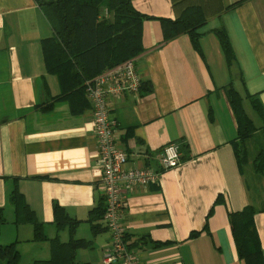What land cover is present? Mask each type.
<instances>
[{"label":"crops","instance_id":"1","mask_svg":"<svg viewBox=\"0 0 264 264\" xmlns=\"http://www.w3.org/2000/svg\"><path fill=\"white\" fill-rule=\"evenodd\" d=\"M131 1L143 14L170 19L185 4H202L207 21L198 29V51L188 34L165 40L160 20H145L144 51L136 63L142 84L151 91L113 101L111 116L119 124L127 166L160 173L157 183L123 194L127 245L141 264H245L229 214L250 203L263 208L264 191L255 184L251 144L247 163L238 162L237 122L226 88L232 84L244 101L250 103L249 94L264 107V0H244L230 9L239 0H186L178 5L180 12L174 3L182 0ZM216 28H223L231 42V66L213 33ZM53 33L36 0H0V207L5 217L0 226H12L8 241L0 243L17 242L20 264L50 258V240L31 241L32 226L14 223L9 193L17 185L49 239L57 235V203L81 220L75 238L89 241L76 260L104 264L111 233L104 229L95 235L87 221L103 195L91 104L74 113L67 99L53 101L61 88L56 75L47 72L43 52V41ZM51 102L54 107L43 111ZM171 142L180 145L181 159L163 170L159 152ZM246 165H251L253 192ZM100 223L106 226L105 217ZM255 225L264 258V213L255 216ZM192 232L200 233L190 237ZM59 235L62 242L69 239L66 229Z\"/></svg>","mask_w":264,"mask_h":264},{"label":"trees","instance_id":"2","mask_svg":"<svg viewBox=\"0 0 264 264\" xmlns=\"http://www.w3.org/2000/svg\"><path fill=\"white\" fill-rule=\"evenodd\" d=\"M44 11L53 28V36L43 41L45 65L48 73L56 75L61 95L53 99L65 98L70 109L77 113L90 105L85 95V82L92 79L105 68L112 67L129 58L137 57L144 51L143 23L155 17L136 10L131 0H36ZM186 0L175 2L174 7ZM239 0L226 7L230 9L242 3ZM177 6V7H176ZM160 20L165 40L173 39L180 34L190 36L195 49L200 51V34L198 29L203 26L207 17L202 4H185L175 19L155 18ZM219 40L221 50L228 66L235 60L234 51L226 31L223 28L213 30ZM143 92L151 91L143 83ZM233 114L237 122V138L233 143L238 162L247 163L249 144L255 148L253 172L264 175V151H257V136L264 140V107L259 99L246 95L254 111L261 118L257 125L245 108L244 96L232 84L226 88ZM51 102L42 108L51 110ZM260 132V135L257 133ZM257 151V153H256ZM9 202L14 208V223L19 226L30 224L33 229L31 241L44 242L50 240V258L34 260L29 264H93L76 260L77 251L87 248L89 241L75 238V232L81 220L71 217L67 211L55 203L53 205L54 223L57 235L49 239L44 223L36 216L27 203L17 185L9 193ZM106 198L101 197L99 205L89 213L87 221L93 234L104 229L101 220L106 213ZM264 213V207L258 208L250 203L242 210L229 214L231 233L238 257L245 264H264L262 245L255 225V216ZM5 222L3 209L0 207V225ZM68 230L69 239L60 240L59 233ZM206 229V228H205ZM200 232H192L196 237ZM21 254L17 242L0 243V264H20Z\"/></svg>","mask_w":264,"mask_h":264},{"label":"built area","instance_id":"3","mask_svg":"<svg viewBox=\"0 0 264 264\" xmlns=\"http://www.w3.org/2000/svg\"><path fill=\"white\" fill-rule=\"evenodd\" d=\"M142 79L136 57L129 58L85 82V95L91 104L94 133L97 140V165L102 170L103 195L106 198V225L111 233L105 250L104 264H141L139 254L129 248L122 224L126 200L123 194L136 186L157 183L160 173L149 168L127 166V154L117 137L119 124L111 116L114 100L128 93H139ZM163 170L177 166L181 159L180 145L171 142L159 152Z\"/></svg>","mask_w":264,"mask_h":264},{"label":"rangeland","instance_id":"4","mask_svg":"<svg viewBox=\"0 0 264 264\" xmlns=\"http://www.w3.org/2000/svg\"><path fill=\"white\" fill-rule=\"evenodd\" d=\"M237 88L240 89V85L239 84H236ZM245 107H246V110L247 112L249 113V115L253 118V120L255 121V123L257 125L260 124V117L253 111L250 103L245 100ZM257 151H264V140L261 139V137L259 138V136H257ZM256 151V153H257ZM245 175L247 177V182L249 183V187H250V190L253 192L254 191V183H253V180L251 178V175H250V170H251V165H246L245 167ZM257 178V181H256V185H257V188H261L263 191H264V175L263 176H258L256 177ZM12 226H0V233H2V236H0V241L1 240H4V241H8V240H5V239H8V238H5L7 236V230L11 229ZM9 235V234H8ZM25 261V260H24Z\"/></svg>","mask_w":264,"mask_h":264}]
</instances>
